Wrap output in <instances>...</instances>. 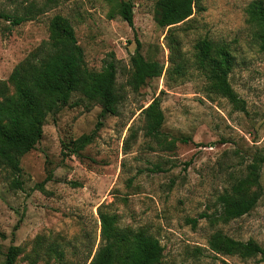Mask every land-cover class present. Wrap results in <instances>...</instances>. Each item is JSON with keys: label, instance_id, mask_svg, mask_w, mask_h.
I'll list each match as a JSON object with an SVG mask.
<instances>
[{"label": "rangeland", "instance_id": "rangeland-1", "mask_svg": "<svg viewBox=\"0 0 264 264\" xmlns=\"http://www.w3.org/2000/svg\"><path fill=\"white\" fill-rule=\"evenodd\" d=\"M129 1L131 27L115 14V0H0L4 13L34 14L15 27L0 20L1 82L47 40L49 19L60 15L69 22L88 70H100L113 57L115 85L123 93L117 115L101 117L96 104L71 95L66 106L45 118L39 141L20 158L21 188L8 189L0 172V264L9 246L16 248L12 264L85 263L98 244V207L114 216L116 227L142 229L157 239L160 264H264L214 255L206 246L218 230L264 248V162L255 206L227 223L214 217L216 195L253 157L264 156V49L245 13L252 0H194L189 20L173 28L189 65L180 78L165 72L166 29L153 22L156 0ZM199 39L227 46L232 56L228 82L244 102V112L206 92L191 66ZM136 42L141 55L164 71L131 92L124 84ZM5 86L10 94L12 88ZM154 98L164 118L161 135L186 138V143L176 140L166 150L142 136L138 109ZM93 130L92 141L71 153V142ZM133 131L134 140L129 138ZM199 214L207 217L198 219ZM190 219H197L194 226Z\"/></svg>", "mask_w": 264, "mask_h": 264}, {"label": "trees", "instance_id": "trees-1", "mask_svg": "<svg viewBox=\"0 0 264 264\" xmlns=\"http://www.w3.org/2000/svg\"><path fill=\"white\" fill-rule=\"evenodd\" d=\"M194 4V0H156L154 3L153 22L158 28L166 29L164 40L169 66L165 72L168 77H183L189 67L187 60L180 54L173 28L189 20ZM245 13L248 22L256 27L259 46L264 49V0H252ZM115 14L128 27L132 26V3L129 0H115ZM33 17L30 10L21 15L0 11V20L8 22L9 27L18 26ZM47 32V40L11 70L6 82L0 81V172L4 173L10 190L21 188L20 158L39 141L45 118L66 106L71 95L76 94L96 104L100 108V117L117 115L123 99L122 89L115 85L117 67L111 55L102 62L100 70H88L73 30L64 17L53 15L47 23ZM139 49L140 45L136 42L128 60L129 74L124 86L131 92H136L147 80L160 77L164 71L162 64L145 59ZM192 49L191 66L203 79L206 92L224 98L233 110L244 112V102L237 97L228 82L232 56L227 46L199 39ZM5 83L12 88L10 94H6ZM138 110L142 117V136L153 141L158 148L170 150L176 140L181 143L188 141L186 138L166 139L161 135L164 118L157 98ZM98 125L96 123L95 128ZM93 134L94 130L71 142L70 152L76 153L89 144ZM134 134L133 131L129 138L134 140ZM125 143H128L127 140ZM263 162L264 156L253 157L244 166L242 174L216 195L214 217L218 221L227 223L235 220L255 206L262 194L259 171ZM96 215L98 244L83 264H160L162 247L157 239L142 229L116 227L114 216L101 211L99 207ZM206 217L205 214L197 216L198 219ZM196 220L190 219L188 222L194 226ZM206 246L214 255L237 256L242 260L257 258L264 262V248L257 243L252 240H233L218 230L208 236ZM15 256L16 248L9 246L3 264H12Z\"/></svg>", "mask_w": 264, "mask_h": 264}]
</instances>
